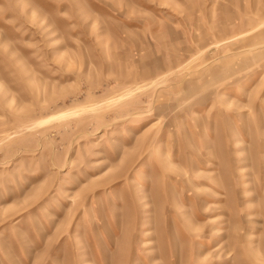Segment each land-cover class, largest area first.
I'll list each match as a JSON object with an SVG mask.
<instances>
[{"label":"rangeland","instance_id":"374dc122","mask_svg":"<svg viewBox=\"0 0 264 264\" xmlns=\"http://www.w3.org/2000/svg\"><path fill=\"white\" fill-rule=\"evenodd\" d=\"M0 264H264V0H0Z\"/></svg>","mask_w":264,"mask_h":264}]
</instances>
